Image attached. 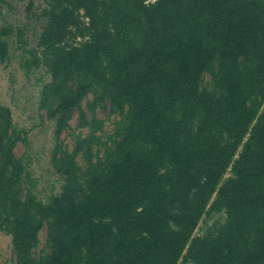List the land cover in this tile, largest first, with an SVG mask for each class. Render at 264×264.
<instances>
[{
    "label": "trees",
    "instance_id": "trees-1",
    "mask_svg": "<svg viewBox=\"0 0 264 264\" xmlns=\"http://www.w3.org/2000/svg\"><path fill=\"white\" fill-rule=\"evenodd\" d=\"M46 4L40 57L23 67L50 77L39 108L61 188L38 199L14 154L25 132L0 105V231L15 264H264V0ZM11 35L0 28V61ZM106 102L109 143L96 135ZM74 112L87 134L67 151Z\"/></svg>",
    "mask_w": 264,
    "mask_h": 264
},
{
    "label": "rangeland",
    "instance_id": "rangeland-1",
    "mask_svg": "<svg viewBox=\"0 0 264 264\" xmlns=\"http://www.w3.org/2000/svg\"><path fill=\"white\" fill-rule=\"evenodd\" d=\"M47 7L46 0H0V28L12 30L9 42V55L4 61H0V105L8 107L11 112L13 128L25 132L21 137L25 142H18L14 148L15 157L27 164V169L37 181L35 189L36 196L43 202L50 194L60 191V178L51 167V154L54 147V122L49 120L45 110H40V93L42 88L49 83L50 77L45 68H31L27 71L23 64L26 60L33 59L36 51L40 57L41 50L38 49L39 36L44 29L47 19L42 11ZM22 37L17 36V32ZM21 39V40H20ZM208 77H205V81ZM91 100L89 95L82 102L86 110V103ZM95 114L99 120L104 121L103 129L96 135L101 141H108L112 136L117 115L110 114L109 103L104 107H98ZM78 117L74 112L67 127L62 131L59 143L62 149L71 151L76 136H85L86 129L77 126ZM76 161L83 166L80 156ZM228 176V175H227ZM223 214H215L209 218L203 217L199 222L195 235L201 236L206 229L216 222L222 223ZM45 229L39 234V242L34 249V255L45 250ZM0 264H15L11 248L10 236L0 231Z\"/></svg>",
    "mask_w": 264,
    "mask_h": 264
}]
</instances>
